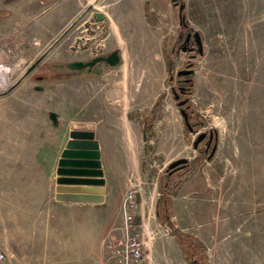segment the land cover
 <instances>
[{
	"label": "rangeland",
	"instance_id": "1",
	"mask_svg": "<svg viewBox=\"0 0 264 264\" xmlns=\"http://www.w3.org/2000/svg\"><path fill=\"white\" fill-rule=\"evenodd\" d=\"M183 2L181 19L171 0H0L3 253L37 252L71 105L94 84L106 110L141 127L131 145L157 194L147 223L135 212L145 253L156 243L164 264H264V0ZM114 49L117 68L66 66Z\"/></svg>",
	"mask_w": 264,
	"mask_h": 264
},
{
	"label": "crops",
	"instance_id": "2",
	"mask_svg": "<svg viewBox=\"0 0 264 264\" xmlns=\"http://www.w3.org/2000/svg\"><path fill=\"white\" fill-rule=\"evenodd\" d=\"M118 64L111 67L117 68ZM98 92L100 88L91 84L84 91V100L80 101L81 94L78 91L75 99L80 103L71 105L77 109V115L71 119L73 123L68 129L66 141L73 129L94 131L99 142L100 162L105 179L103 201H61L55 198L54 192L51 206L45 214L46 227L38 230L42 234L36 241H33V235L30 236V245L37 243L39 246L37 252L15 248L10 253L6 248L8 252L4 251L6 258L3 264H90L101 261L106 255L105 237L120 235L121 202L133 184L138 186L135 212L146 223L151 219V216L146 215V209L157 198L156 183L152 189L147 185L145 176L148 173L143 169L141 150L131 145V127L136 129L137 125L138 131L141 127L135 118L126 115L124 120L117 113L106 110ZM155 175L158 177L159 173ZM153 176L154 173L151 172L150 179ZM146 223L143 225L146 226ZM147 256L150 264L169 261L167 251L156 243Z\"/></svg>",
	"mask_w": 264,
	"mask_h": 264
},
{
	"label": "water",
	"instance_id": "3",
	"mask_svg": "<svg viewBox=\"0 0 264 264\" xmlns=\"http://www.w3.org/2000/svg\"><path fill=\"white\" fill-rule=\"evenodd\" d=\"M174 5L179 0H171ZM185 3L179 4V16L183 19L182 11ZM97 18L101 19L102 14L97 13ZM191 33L188 34V37ZM195 42L198 46V53L203 54V43L198 31L193 33ZM105 61L110 66H115L120 61L118 50L112 51L108 56H95L89 61H72L68 66L72 69H91L96 63ZM34 65L31 67V69ZM204 136V135H203ZM212 132L210 134V141ZM216 138V137H215ZM217 143L208 155L210 158L216 151ZM187 162L186 158L174 161L170 168L181 163ZM105 179L100 162L99 142L95 138V133L90 129H73L69 133L61 151L56 168L55 198L61 201H82V202H102Z\"/></svg>",
	"mask_w": 264,
	"mask_h": 264
},
{
	"label": "built area",
	"instance_id": "4",
	"mask_svg": "<svg viewBox=\"0 0 264 264\" xmlns=\"http://www.w3.org/2000/svg\"><path fill=\"white\" fill-rule=\"evenodd\" d=\"M137 185L133 184L125 193L121 202V236L106 237L104 247L106 264H150L144 251L145 243L135 222ZM4 253L0 250V264Z\"/></svg>",
	"mask_w": 264,
	"mask_h": 264
},
{
	"label": "flooded vegetation",
	"instance_id": "5",
	"mask_svg": "<svg viewBox=\"0 0 264 264\" xmlns=\"http://www.w3.org/2000/svg\"><path fill=\"white\" fill-rule=\"evenodd\" d=\"M182 1H183V0H179V3H178L177 5H174V4H173V5L179 7V4H180ZM189 38H190V36H189L187 39H189ZM114 50H115V49H114ZM114 50H112V51H114ZM112 51H110V52H108V53H106V54H104V55H102V56H108ZM118 53H119V55H120V52H119V51H118ZM91 59H92V58H91ZM91 59H90V60H91ZM76 61H80V60H76ZM87 61H89V60H87ZM84 62H86V61H84ZM69 63H70V62H69ZM69 63H67L66 66H67L69 69L72 70V68H70V67L68 66ZM98 63H104V64L109 65V64H108L107 62H105V61H101V62H98ZM98 63H97V64H98ZM93 67H94V66H93ZM93 67H92V68H93ZM92 68H91V69H92ZM83 69H84V70H91V69H89L88 67H85V68H83ZM73 70H76V69H73ZM79 70H82V69H79Z\"/></svg>",
	"mask_w": 264,
	"mask_h": 264
}]
</instances>
